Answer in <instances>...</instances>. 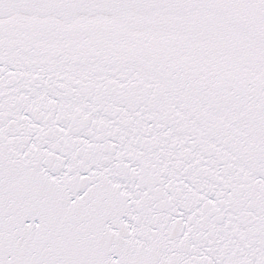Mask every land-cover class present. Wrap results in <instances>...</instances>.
Returning a JSON list of instances; mask_svg holds the SVG:
<instances>
[{"label":"snow or ice","instance_id":"snow-or-ice-1","mask_svg":"<svg viewBox=\"0 0 264 264\" xmlns=\"http://www.w3.org/2000/svg\"><path fill=\"white\" fill-rule=\"evenodd\" d=\"M0 264H264V0H0Z\"/></svg>","mask_w":264,"mask_h":264}]
</instances>
